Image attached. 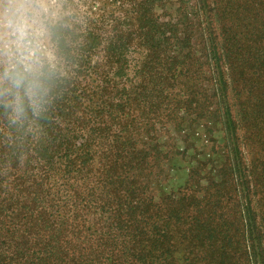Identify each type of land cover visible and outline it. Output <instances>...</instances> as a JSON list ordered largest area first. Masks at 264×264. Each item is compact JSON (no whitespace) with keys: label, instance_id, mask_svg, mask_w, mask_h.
Wrapping results in <instances>:
<instances>
[{"label":"trees","instance_id":"trees-1","mask_svg":"<svg viewBox=\"0 0 264 264\" xmlns=\"http://www.w3.org/2000/svg\"><path fill=\"white\" fill-rule=\"evenodd\" d=\"M96 1L0 108V264H264V0Z\"/></svg>","mask_w":264,"mask_h":264},{"label":"clouds","instance_id":"clouds-1","mask_svg":"<svg viewBox=\"0 0 264 264\" xmlns=\"http://www.w3.org/2000/svg\"><path fill=\"white\" fill-rule=\"evenodd\" d=\"M48 0H0V108L13 122L42 108L48 90Z\"/></svg>","mask_w":264,"mask_h":264},{"label":"rangeland","instance_id":"rangeland-1","mask_svg":"<svg viewBox=\"0 0 264 264\" xmlns=\"http://www.w3.org/2000/svg\"><path fill=\"white\" fill-rule=\"evenodd\" d=\"M95 2L97 3L96 5ZM93 6H98L97 8H100L101 3L96 0H48L47 3V8L48 12L47 14L43 17L47 28H48V47H49V62L53 63L55 60L54 54H53V47H52V39L50 35L49 28L52 24L56 22L62 21L64 18L67 19H73V20H78L83 19L84 17L86 18L88 15H90L92 12H97V11H92ZM74 17V18H73ZM182 166H184L182 164ZM181 172L179 173L178 177H181V173L183 176H186V172L184 170H180ZM176 181L174 180L173 184L176 185ZM169 182V184H171ZM164 185V184H163ZM163 185L158 186L157 190L161 192L163 190Z\"/></svg>","mask_w":264,"mask_h":264}]
</instances>
